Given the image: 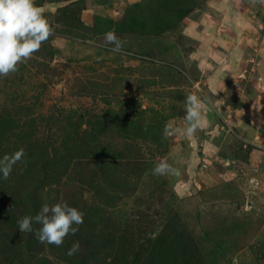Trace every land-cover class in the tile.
Segmentation results:
<instances>
[{"label":"rangeland","instance_id":"374dc122","mask_svg":"<svg viewBox=\"0 0 264 264\" xmlns=\"http://www.w3.org/2000/svg\"><path fill=\"white\" fill-rule=\"evenodd\" d=\"M35 3L51 35L0 77V158L25 153L0 178V264H264V7ZM192 93L203 126L164 139ZM163 157L179 175L151 174ZM58 202L84 218L63 246L19 231Z\"/></svg>","mask_w":264,"mask_h":264},{"label":"clouds","instance_id":"9594fccd","mask_svg":"<svg viewBox=\"0 0 264 264\" xmlns=\"http://www.w3.org/2000/svg\"><path fill=\"white\" fill-rule=\"evenodd\" d=\"M256 8L264 7V0H248ZM51 35V27L44 15V8L36 5L35 0H0V77L7 78L18 71V65L32 58L40 50L42 44ZM108 44L113 45L112 51L120 52L123 42L114 32L105 34ZM211 102L192 93L185 99V116L182 126L169 121L164 128L163 138L168 139L179 136L190 139L204 124L203 113L207 111ZM25 153L23 149L11 155L0 158V174L7 180L13 166L20 162ZM151 174L156 177L179 175V170L169 163L167 157L151 169ZM33 222L40 225L35 231V238L41 244L63 246L65 238L75 235L79 225L84 222L83 213L68 203L44 204L35 217L25 216L17 220L21 233L33 232ZM80 251L78 241L74 242L68 250L70 257Z\"/></svg>","mask_w":264,"mask_h":264},{"label":"trees","instance_id":"16d2710c","mask_svg":"<svg viewBox=\"0 0 264 264\" xmlns=\"http://www.w3.org/2000/svg\"><path fill=\"white\" fill-rule=\"evenodd\" d=\"M131 127H132V125L131 126H129V128L131 129Z\"/></svg>","mask_w":264,"mask_h":264}]
</instances>
